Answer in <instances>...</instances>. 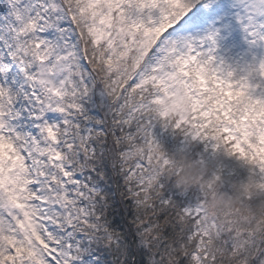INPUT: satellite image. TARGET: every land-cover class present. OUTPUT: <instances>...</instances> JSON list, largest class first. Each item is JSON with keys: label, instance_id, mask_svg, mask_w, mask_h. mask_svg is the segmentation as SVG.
Returning <instances> with one entry per match:
<instances>
[{"label": "snow or ice", "instance_id": "obj_1", "mask_svg": "<svg viewBox=\"0 0 264 264\" xmlns=\"http://www.w3.org/2000/svg\"><path fill=\"white\" fill-rule=\"evenodd\" d=\"M261 209L264 0H0V264H264Z\"/></svg>", "mask_w": 264, "mask_h": 264}, {"label": "trees", "instance_id": "obj_2", "mask_svg": "<svg viewBox=\"0 0 264 264\" xmlns=\"http://www.w3.org/2000/svg\"><path fill=\"white\" fill-rule=\"evenodd\" d=\"M178 166H180L186 174L189 176L200 175L202 169L195 163L194 158L191 155H181L177 158ZM213 206H223V207H234L236 205L235 200H233L227 192H222L217 201L212 202ZM264 211V209H261Z\"/></svg>", "mask_w": 264, "mask_h": 264}]
</instances>
